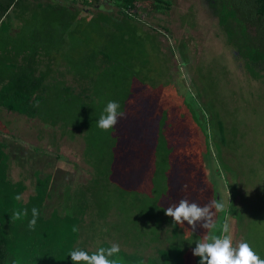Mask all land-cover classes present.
I'll list each match as a JSON object with an SVG mask.
<instances>
[{
	"label": "trees",
	"instance_id": "1",
	"mask_svg": "<svg viewBox=\"0 0 264 264\" xmlns=\"http://www.w3.org/2000/svg\"><path fill=\"white\" fill-rule=\"evenodd\" d=\"M109 1L116 9H96L95 37L81 42L75 33L85 16L78 17L62 1L0 0V108L59 128L61 136L70 139L79 134L82 158L92 173L66 194L64 211L54 207L46 216L43 206L51 197V174L35 171L32 193L26 200H16L27 186L8 177L9 155L0 142V264H73L69 253L74 249L92 254L110 247V240H102L94 249L78 244L81 222L93 209L99 219L113 218L106 223L107 235L118 241L120 264H185L184 246L195 245L192 241L201 239L206 230L197 225L192 232L187 222L181 227L165 215V209L181 199L200 206L218 199L203 168V158L210 155L212 138L205 127L210 123L187 103L201 131L202 146L185 111L159 105L162 74L146 65L145 42L158 50V32L145 28L137 8L167 13L171 3ZM207 1L228 44L260 78L251 65L264 64V0ZM12 21L17 27L14 34ZM108 101H117L124 116L114 128L103 131L96 122ZM199 110L205 112L200 105ZM215 124L218 137L227 144L223 122L217 119ZM213 145L218 165L228 169L221 159V144ZM234 190H230L233 196ZM34 207L39 217L35 229L29 230ZM24 209L26 217L11 219L15 211ZM255 213L244 241L264 259V237L251 233L257 224L264 229V210ZM224 216L229 225L232 218L239 224L244 218L233 204L215 219ZM74 226L78 231L72 230ZM164 230H170L177 241L163 245ZM151 245L156 249L145 256L142 250Z\"/></svg>",
	"mask_w": 264,
	"mask_h": 264
},
{
	"label": "rangeland",
	"instance_id": "2",
	"mask_svg": "<svg viewBox=\"0 0 264 264\" xmlns=\"http://www.w3.org/2000/svg\"><path fill=\"white\" fill-rule=\"evenodd\" d=\"M39 1H62L78 17L85 16V22H79L75 33V38L81 42L84 37H95L96 9H116L109 0ZM166 1L171 3L167 13H149L141 5L136 11L146 29L158 32V50L145 42L147 69L151 67L162 74L157 91L159 105L185 111L202 146L201 131L190 116L187 103L193 104L199 118H204L205 114L204 119L210 123L205 126L212 138L210 155L203 158V168L210 188H215L213 192L224 203V210L233 204L243 211L241 224L236 219L230 220V235L235 245L244 241L257 215L255 212L264 210V64L251 65L260 78L251 74L245 59L228 44L208 1ZM199 105L206 113L200 112ZM217 119L225 126V136L230 139V142L226 140L227 144L221 142L215 131ZM214 141L221 144V159L227 171L218 165ZM0 142L6 144L5 151L9 155L8 177L14 181L21 179L27 186L22 199L26 200L33 191L35 171L41 176L51 174V197L43 206L46 216L54 207L64 211L66 194L92 176L91 168L82 158L83 141L79 134L70 139L61 136L59 128L45 127L37 120L0 109ZM234 187L233 196L230 190ZM95 213L96 210H90L81 222L78 244L94 249L102 240L117 243L107 235L106 223L113 218L99 219ZM225 216L219 221L215 219L219 227L204 230L201 239L205 235H220ZM251 233L264 237V229H260L259 224ZM160 238L163 245L177 241L170 230L162 231ZM195 247L196 244L184 246L185 264H199L200 257L192 254ZM155 249L156 245H151L142 253L147 256Z\"/></svg>",
	"mask_w": 264,
	"mask_h": 264
},
{
	"label": "clouds",
	"instance_id": "3",
	"mask_svg": "<svg viewBox=\"0 0 264 264\" xmlns=\"http://www.w3.org/2000/svg\"><path fill=\"white\" fill-rule=\"evenodd\" d=\"M38 107V104L34 105ZM120 105L117 101H108L103 112L97 120V127L103 131H108L117 124L118 119L124 116L123 112L118 111ZM21 200V195L14 197ZM224 203L218 199H212L204 206L187 199H181L178 203L170 204L165 209V215L171 217L175 225L184 226L185 222L191 226L194 232L197 225L206 230L216 227L215 216L224 209ZM28 215V210H17L11 216L12 220H18ZM32 219L28 223L29 230H34L39 217V210L32 208ZM78 231L75 226L72 229ZM196 247L192 250L194 256L200 257L199 264H264V259L252 249L249 243L241 241L233 244L230 235V225L223 223L220 235H205L202 239L195 242ZM120 246L112 243L110 247L99 248L96 252L89 254L79 248L70 251L69 256L73 264H120L117 254Z\"/></svg>",
	"mask_w": 264,
	"mask_h": 264
},
{
	"label": "crops",
	"instance_id": "4",
	"mask_svg": "<svg viewBox=\"0 0 264 264\" xmlns=\"http://www.w3.org/2000/svg\"><path fill=\"white\" fill-rule=\"evenodd\" d=\"M12 22H13V26H14V28L11 29V34H14V33L17 31V27L15 26L16 23H15V25H14V21H12ZM20 60H21V58L18 57V58H17V61L20 62ZM0 109H2V110H6V109H3V108H0ZM7 111H8V110H7ZM8 112H11V111H8ZM11 113H14V112H11ZM14 114H17V113H14ZM17 115H19V114H17ZM20 116H21V115H20ZM25 118H26V117H25Z\"/></svg>",
	"mask_w": 264,
	"mask_h": 264
},
{
	"label": "flooded vegetation",
	"instance_id": "5",
	"mask_svg": "<svg viewBox=\"0 0 264 264\" xmlns=\"http://www.w3.org/2000/svg\"><path fill=\"white\" fill-rule=\"evenodd\" d=\"M207 1V0H206ZM238 52V51H237ZM239 53V52H238Z\"/></svg>",
	"mask_w": 264,
	"mask_h": 264
}]
</instances>
